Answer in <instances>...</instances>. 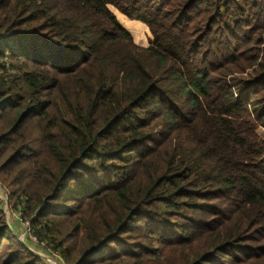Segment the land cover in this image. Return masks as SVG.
Returning <instances> with one entry per match:
<instances>
[{"label": "trees", "instance_id": "trees-1", "mask_svg": "<svg viewBox=\"0 0 264 264\" xmlns=\"http://www.w3.org/2000/svg\"><path fill=\"white\" fill-rule=\"evenodd\" d=\"M262 20L258 0H0L13 216L65 264H264ZM3 202L0 264H50Z\"/></svg>", "mask_w": 264, "mask_h": 264}, {"label": "rangeland", "instance_id": "rangeland-1", "mask_svg": "<svg viewBox=\"0 0 264 264\" xmlns=\"http://www.w3.org/2000/svg\"><path fill=\"white\" fill-rule=\"evenodd\" d=\"M259 1V0H258ZM264 3V2H263ZM117 15V14H116ZM117 17H118V15H117ZM131 19H134V18H131ZM120 20V19H119ZM263 21V20H262ZM262 21H260L261 23H264V21L262 22ZM121 22V21H120ZM253 22H255L254 20H252L251 21V23L253 24ZM131 33H132V35H133V38H134V40H135V36H134V34H133V32L132 31H130ZM152 37V34L151 33H149V34H146V38H145V41L143 42V41H136L137 43H139V44H141V45H143V46H147V45H149L150 43H149V40H150V38ZM262 39L264 40V34H263V36H262ZM264 46V45H263ZM261 129V132H263L264 131V129H262V128H260ZM0 197H2V198H4L5 199V195H4V190L2 189V186H1V184H0ZM6 201V200H5ZM3 202V204H2V207H3V211H4V214H5V219H6V222L8 223V224H10L11 225V227H13L14 228V230H18V232H20V230H21V225L20 224H18V222H16V220H15V218H14V216H13V214H12V211L10 210V208L8 207V204L6 203V202ZM18 238H19V240L21 241V242H25L24 244H27V246L28 247H30L33 251H35V253L36 254H38V255H40L41 257H43V258H45L46 260H47V262H49L50 264H65V261L64 260H62V259H60L59 258V254H58V256H54V255H50L49 254V251L47 250L48 248L50 249V247L46 244V242L45 241H41V240H37L38 242H33V241H29V239H27V238H22L21 236H18ZM36 239H37V237H36ZM42 254H47V255H49V257L51 258L50 260L49 259H47L48 257H45L44 255L42 256ZM56 254V255H57Z\"/></svg>", "mask_w": 264, "mask_h": 264}, {"label": "built area", "instance_id": "built-area-1", "mask_svg": "<svg viewBox=\"0 0 264 264\" xmlns=\"http://www.w3.org/2000/svg\"><path fill=\"white\" fill-rule=\"evenodd\" d=\"M259 1H261V2H264V0H259ZM0 199L2 200V201H5V199L4 198H2V197H0ZM14 218H15V220H16V222H18V224H20L21 225V230H20V232H18L19 234H18V236H21L23 239L24 238H27V239H29V241L31 242V241H33V242H38L37 241V239H36V235L34 234V231H33V229H32V227H31V225L29 224V221L27 220V219H25V220H23V219H21L17 214H14ZM10 225V224H9ZM11 226V225H10ZM39 243V242H38ZM40 244V243H39ZM48 251H49V254L50 255H54V256H58V254L56 253V252H52L49 248L47 249ZM57 254V255H56ZM45 256V257H48L47 259H51L50 257H49V255H47V254H42V256Z\"/></svg>", "mask_w": 264, "mask_h": 264}]
</instances>
